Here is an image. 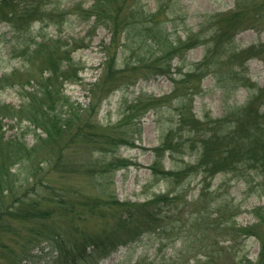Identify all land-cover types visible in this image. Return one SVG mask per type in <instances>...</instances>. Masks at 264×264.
<instances>
[{"label":"trees","instance_id":"16d2710c","mask_svg":"<svg viewBox=\"0 0 264 264\" xmlns=\"http://www.w3.org/2000/svg\"><path fill=\"white\" fill-rule=\"evenodd\" d=\"M153 1L154 6L149 8L143 0H94L87 6L77 1L65 6L48 0H0V21L6 23L11 33L4 54L20 62L0 74V90L13 87L20 97L18 105L0 103V230L9 228L17 233L18 227L13 224L15 220H37L21 243L16 240L17 234L12 237L17 249L8 245L0 235V264H37L39 256L32 250L42 242L49 246L46 254L50 256L41 264H98L119 245L136 241L147 230L162 229L164 217L170 210L181 213L177 207L180 204L178 191L174 194L169 191L158 193L137 204L118 201L114 196L109 202L96 199L76 201L62 189L40 183L38 177L44 168L65 171L70 165L62 157L68 147L65 145L75 142L80 135L84 136L83 141L92 137L82 128L94 123L80 122V112L62 88L65 80L78 79L71 52L87 45L79 43L83 38H61L60 27L66 14L91 22V31L102 26L109 32V40L102 47L105 56L100 64L101 72L96 82L89 83V92L93 94L94 86L102 87L116 79L119 81L115 83L117 85H131L138 78L171 77L175 72L181 76L178 79L172 77L177 85L191 88L190 84H196L200 87L204 76L221 79L219 74L225 66L230 67L227 73L225 71L226 75L233 76L238 72L236 65L244 66L243 61L264 52V42L241 51H237L234 45L235 34L258 21L244 8L245 0H235V8L225 13L206 14L198 30L193 32L175 24L177 20L183 21V10L176 6L178 0ZM263 4L252 0L251 13L257 14ZM7 6L11 8L5 11ZM33 22L54 24L55 38L45 37L40 30L33 33ZM196 45H203V56L182 71L186 66L187 50ZM174 59L175 65L172 64ZM260 89L263 94L259 107L253 106V99L249 97L229 114L212 121H199L194 115L185 118L183 112L179 113L178 124L190 126L189 131L200 136L197 140L200 152L197 153V162L191 166L196 172L207 176L217 172H230L237 177L255 176L264 189V85ZM99 96L103 98V94ZM157 102L149 96L144 101L132 103L123 115V123L142 117L143 110L154 107ZM93 104L88 103L90 108ZM230 116L232 123L226 126ZM5 118L27 121L33 142L28 145L24 139L28 129L5 137L2 128ZM99 133L101 138L94 140L98 143V150L132 144L125 133V137L112 135L106 129ZM168 135L153 148L155 155L168 151L172 156L182 146L179 140L174 142ZM25 161L30 173L24 177L25 182L17 184L18 178L12 167ZM127 164L126 159L115 157L103 163L102 172ZM150 168L154 175L161 174L166 181H180L178 178L183 172L181 169L157 170L156 161ZM8 193L12 195L7 201ZM51 199L57 207L45 206L44 202ZM105 206L107 211L99 209ZM230 209L234 208L228 202L217 207V221L212 223L213 228L221 226L227 232L229 243L206 251L205 263L223 264L212 262L216 252L226 250L230 264H264V205L253 208L256 220L244 226L236 225L234 221L221 225V215ZM108 210L113 215L107 214ZM58 217V221L54 219ZM61 219V227L66 224V230L58 226ZM83 222H88L90 227H83ZM248 237L258 241L254 260L247 258L246 253L236 257L238 240Z\"/></svg>","mask_w":264,"mask_h":264},{"label":"rangeland","instance_id":"374dc122","mask_svg":"<svg viewBox=\"0 0 264 264\" xmlns=\"http://www.w3.org/2000/svg\"><path fill=\"white\" fill-rule=\"evenodd\" d=\"M54 1L65 6L77 1L87 6L94 0H48V2ZM143 1L149 8L154 6L153 0ZM258 1L264 2V0ZM251 3L252 0H245L243 6L249 10V15L258 21L252 23L253 26H247L235 34L234 45L237 51L246 50L264 42V4L257 14H253L250 11ZM176 6L183 10L181 12L183 21L177 20L175 24L179 25L178 28L193 32L198 30L206 14L208 16L212 13H225L234 9L235 0H178ZM10 8L11 6H7L4 10ZM90 25L91 22L86 23L66 14L65 21L60 27V34L62 39L83 38L79 43L87 44L71 52L70 56L77 67L78 79L65 80L62 88L65 95L69 97V101L73 102L74 107L80 112V117L82 116L80 122L87 120L86 122L90 124L94 123L91 126L85 125V129L82 128L86 135L88 132V136L92 137L86 138L88 141H83L84 136L80 135L75 142L65 145L68 147H65L62 157L70 165L65 171L42 169L38 176L41 179L40 183L62 189L67 192V196L75 198L76 201L96 199L100 202H109L114 196L118 201L137 204L151 199L158 193L169 191L174 194L178 191L180 204L177 207L183 212L170 210L164 217L162 229L147 230L141 233L136 241L119 245L98 264H200L202 262L206 264V251L219 249L220 246H226L229 243L227 232L221 226L219 228L212 226V223L217 221L215 218L217 207L228 202L234 208L224 211L219 219L221 225L230 221H234L239 226L249 225L256 220L253 210L259 206L262 208L264 205V189L255 176L253 178L250 175L237 177L230 172H217L207 176L203 172H196L191 166L197 162V153L200 152L197 140L200 136L198 133L194 135L190 132V126L178 124L179 113L183 112L185 118L194 115L199 121H212L229 114L249 97L253 99L252 105L259 107L263 94L260 88L264 85V52H258L255 56L243 61L244 66L236 65L235 69L238 72L233 76L226 75L229 66L222 67L223 73L221 70L219 74L221 79L210 75L204 76L200 87L196 84H190L191 88H186L184 84L177 85L172 81V77L178 79L181 76L175 72L171 77L158 75L138 78L131 85L126 83L117 85L115 83L119 81L116 79L102 87L94 86L93 94L92 91L89 92L91 86L89 83L96 82L101 72L100 64L105 56L102 47L109 40V32L102 26L93 28L91 31ZM38 30L45 37L55 38L57 33L55 25L50 22L42 24L33 22L32 32L37 33ZM10 34L6 23L0 21V74L20 64L4 54L5 43L9 40ZM203 54V45L189 48L186 52V66L182 71H185L192 62L200 60ZM172 64H176L175 59ZM175 86L176 91H174ZM192 87L195 88L192 89ZM99 94H103L102 99ZM149 96L158 100L155 106L144 109L142 117L123 123V115L128 106L139 100L144 101ZM89 102L94 103L92 108L88 105ZM0 103L18 105L20 97L16 89L7 87L0 90ZM228 120L226 126L232 123L231 116ZM28 125L29 123L25 120L16 121V119L5 118L2 126L4 136L8 137L16 131L28 129L24 139L30 145L33 142V136ZM201 126L205 124L201 123ZM105 129L115 136L119 134L125 137V133L132 144H120L116 148L98 150V143L94 140L101 138L99 132ZM166 134L174 142L179 140L178 143L182 146L177 148L172 156L168 151L155 155L153 148L162 143ZM183 140L186 141L182 142ZM115 157L124 158L129 164L102 172L103 163ZM155 161L157 170H183L178 178L180 181L176 182L172 179L166 181L161 174L154 175L150 166ZM27 164L28 162L25 161L12 167L18 178L17 184L19 181L25 182L24 177L30 173ZM201 191H203L202 194ZM11 195L8 193V198L5 199L7 201L11 199ZM44 204L56 206L53 199ZM107 206L99 209L107 211ZM58 211L59 209L57 213ZM106 213L113 215L110 210ZM59 218L54 219L58 221ZM62 221L63 219L58 222V226L60 225L61 230H66V224L61 227ZM35 222L37 220H15L13 224L17 225L19 232L16 233L7 228L1 229L0 235L9 243L8 245L17 249L18 245L13 242L12 237L17 234L16 240L21 243L27 236V230L36 225ZM88 222H83L81 225L88 228L90 227ZM238 243L236 257L246 253L247 258L254 260L258 241L254 237H248L244 240L239 239ZM48 249L49 246L42 242L32 250L39 256L36 258L37 264L49 258L50 255L46 254ZM227 253L226 250L216 252L215 261L212 263L230 264Z\"/></svg>","mask_w":264,"mask_h":264}]
</instances>
